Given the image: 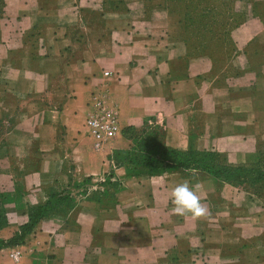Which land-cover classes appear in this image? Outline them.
<instances>
[{
	"label": "crops",
	"instance_id": "obj_1",
	"mask_svg": "<svg viewBox=\"0 0 264 264\" xmlns=\"http://www.w3.org/2000/svg\"><path fill=\"white\" fill-rule=\"evenodd\" d=\"M198 6L208 19L221 8V30L196 34ZM93 92L121 129L100 148L83 127ZM146 125L176 153L262 165L264 0H0V185L21 197L0 241L28 208L72 200L0 248V264H264L256 195L201 168L210 162L148 175L119 159L124 131ZM84 181L103 182L96 197L74 189ZM184 181L206 216L172 213Z\"/></svg>",
	"mask_w": 264,
	"mask_h": 264
},
{
	"label": "trees",
	"instance_id": "obj_2",
	"mask_svg": "<svg viewBox=\"0 0 264 264\" xmlns=\"http://www.w3.org/2000/svg\"><path fill=\"white\" fill-rule=\"evenodd\" d=\"M145 127L146 128L144 130L127 129L124 131V134H126L127 131H135V132H137V135H144V134H146V130L148 129L147 125ZM153 130H154V132H152V135H153V137H156L157 141H154L153 143L150 141H148V142L146 141V142H144V146L142 148H140L139 150H137V153L146 154L147 157L142 156L143 158H146V163H144V160H142L140 162H137V161L134 162V160L132 158V152H134L133 148L136 147V145H134L133 142L135 141L136 138L130 140V142L132 144L130 151L126 152V153H122L119 155L120 160L121 159L128 160V163L131 165L132 170L134 172L144 173V174H148V175H151V174H160L161 175V174L171 173V172L177 171V170L186 169V168H189L193 164L197 165L196 163H201V161H203V162H210L212 167L201 166V168H203L205 170H210V168H212L213 170H215L212 172L216 176L221 177L222 179L228 181L229 183H231L233 185L243 186V184H245L246 178L243 175H244L245 171H247V170H255V172H256L255 178L256 179L253 178L252 180L256 181L259 178V173H260L259 170H260L262 165L255 167V168L239 167V168L231 169V168L224 167L222 164L221 158L215 154L209 153L205 156H199V155H195V154L187 155V154L176 153L172 150H169V149L163 147V145L160 143V140H159L158 129L153 128ZM138 138H139V136L137 137V139ZM144 139H145V137H144ZM146 140H148V139H146ZM153 145H154V147H153ZM155 157H157L156 162H157V165L159 166V169H156V170H154L152 168V166H153L152 160L155 159ZM193 161L196 163H194ZM263 177H264V175H263ZM245 189H247V188H245ZM247 190L259 197V194L255 193L253 190H251V189H247ZM61 199H62L64 205L70 206L72 204V200H69L67 197H64ZM51 203H52V201L51 202L49 201V203H47V205H45L43 207L28 208L26 210L27 218H28L27 223L20 227L19 232L17 234H15V236L12 239L7 241L6 243H4L3 241H0V248H2L3 246H6V245L8 246V245L18 244L19 242H21L23 240V238H25L28 234H30L32 232L34 226L38 223L39 220H41L42 218L49 215V213L57 211L56 206L53 205V203L52 204ZM5 226H7V220H5L4 223L0 224V229L4 228Z\"/></svg>",
	"mask_w": 264,
	"mask_h": 264
},
{
	"label": "rangeland",
	"instance_id": "obj_3",
	"mask_svg": "<svg viewBox=\"0 0 264 264\" xmlns=\"http://www.w3.org/2000/svg\"><path fill=\"white\" fill-rule=\"evenodd\" d=\"M205 8H206V6H198L197 18L193 22V25H194L193 27L195 28L196 34H198V35H201L206 28L211 29L214 32V34L217 33L218 30H221V22L219 21V19H220L219 15L221 14V8L220 7L217 8V14L219 13V15H213L210 17V19L205 17V13H204ZM213 38H214V40L217 39L216 37H213ZM197 40L200 43V42H204L206 40V38L203 36H200L197 38ZM147 126H148V129L146 130V134H144V135H137V132H135V131H127L126 134H123L124 137L129 141L136 138L135 141L133 142L134 145H136V147L135 148L132 147L134 150V152H132V158H133L134 162H136V161L140 162V161L144 160V163H146V158L142 157V156L147 157L146 154L137 153V150L142 148L144 146V142H146V141L147 142L150 141L152 143L154 141H157L156 137H153V135H152V132H154L153 127L151 125H147ZM2 136L3 135L0 134V139ZM138 136H139V138L137 139ZM144 137H145V139H144ZM146 139H148V140H146ZM153 147H154V145H153ZM156 160H157V157H155V159L152 160V162H153L152 168L154 170L159 169V166L157 165ZM1 162H5L4 157L0 158V163ZM3 168H4V166H0V171L3 170ZM259 172H260L259 178H258V180L255 181V180H252L253 178H255V175H256L255 170L245 171L243 176H245L246 179H245V184H243V186L247 189L253 190L255 193H258L259 197L258 196L257 197L262 202V204L264 205V177H263V175H264V161L262 163V166H261ZM99 184H103V182L102 181H99V182H97V181L96 182H94V181L85 182L84 181L82 184L75 185L74 189L80 190V194L85 195V194L89 193L90 197H96L95 195H97V193L101 190L100 188H98ZM10 191H12V192H10ZM67 198H68V196H67ZM69 200H71V199H69ZM9 203L14 204L15 206H19V204L21 203L20 188L18 186H16V183H14V185H10V184H7L6 186L0 185V222L1 223H4V221L7 220V214L5 211V206ZM52 203H53V205L56 206L57 210L60 209V207H64V204H63V201L61 198L53 199ZM25 213H26V217H27V212L25 211Z\"/></svg>",
	"mask_w": 264,
	"mask_h": 264
},
{
	"label": "built area",
	"instance_id": "obj_4",
	"mask_svg": "<svg viewBox=\"0 0 264 264\" xmlns=\"http://www.w3.org/2000/svg\"><path fill=\"white\" fill-rule=\"evenodd\" d=\"M109 72H103V78H110ZM88 116L84 121L86 136L93 142L95 148L115 139L120 133V124L117 111L107 102V96L93 92L87 104Z\"/></svg>",
	"mask_w": 264,
	"mask_h": 264
},
{
	"label": "clouds",
	"instance_id": "obj_5",
	"mask_svg": "<svg viewBox=\"0 0 264 264\" xmlns=\"http://www.w3.org/2000/svg\"><path fill=\"white\" fill-rule=\"evenodd\" d=\"M196 186H190L189 182L178 183L170 189L171 211L178 216H191L193 219L204 217L208 210L200 202L195 191Z\"/></svg>",
	"mask_w": 264,
	"mask_h": 264
}]
</instances>
